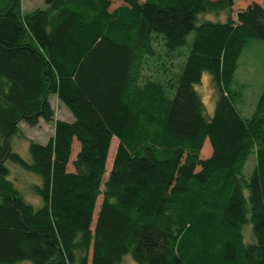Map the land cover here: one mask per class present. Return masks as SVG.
<instances>
[{
  "label": "trees",
  "instance_id": "1",
  "mask_svg": "<svg viewBox=\"0 0 264 264\" xmlns=\"http://www.w3.org/2000/svg\"><path fill=\"white\" fill-rule=\"evenodd\" d=\"M233 2L43 0L25 14L0 1V264H264V85L247 118L232 85L243 48L264 42V0ZM50 95L72 121L53 119ZM39 121L52 135L25 161L10 139ZM7 163L39 178V206Z\"/></svg>",
  "mask_w": 264,
  "mask_h": 264
},
{
  "label": "rangeland",
  "instance_id": "2",
  "mask_svg": "<svg viewBox=\"0 0 264 264\" xmlns=\"http://www.w3.org/2000/svg\"><path fill=\"white\" fill-rule=\"evenodd\" d=\"M2 3L5 0H0ZM233 2L232 12L236 11L238 6H243L245 0H235ZM21 10L23 13L27 14L34 9H44L45 5L43 0H20ZM113 6L119 5V2H112ZM227 11H222L218 15L214 14H202L198 17V20L206 19L208 21L216 22L223 21L226 18ZM234 19V13L230 15ZM191 35H188L186 40L189 41ZM181 61V58L176 60ZM234 89L239 90L241 93L242 104L236 105V108L239 114L242 117H249L252 113L255 103L260 95L262 87L264 85V42L262 41H251L249 42L241 51L240 56L237 62V69L234 73L233 83ZM197 95L202 102L204 107V112L206 114L212 113L214 94L212 86L207 74H203L201 77L200 83L195 86ZM51 109L53 110V119L60 120L65 122L72 121V116L66 110V108L58 102L55 96L50 95L47 97ZM20 135L13 136L10 139L11 151L17 153L25 161H29V156L27 152V143L32 141L38 144H45L48 138L52 135L53 132V121L49 123H44L39 121L38 125L33 128H29L23 123L19 124ZM116 146V140L113 138V141L110 143L107 161L105 165V172L103 180L106 178L108 171L110 169V163L113 156V152ZM78 150V145L76 141H73L70 155V162L74 159V156ZM210 154V147L207 142L204 143L201 151L200 158H206ZM9 170L8 180H10L15 188L21 193L22 197L33 205L34 207L39 206V199L34 196L31 187L32 185L39 184V178L33 174L25 172L19 169L17 166L7 163L6 164ZM254 167V154L251 153L242 169V175L246 178L250 175ZM68 171H71L72 168L70 165L67 167ZM102 189V188H101ZM101 197L96 201L94 215L92 219V225L95 220V215L100 203ZM249 231L244 229V238L246 241L250 240ZM15 264H30L28 261H18ZM119 264H135L128 256L123 258Z\"/></svg>",
  "mask_w": 264,
  "mask_h": 264
}]
</instances>
